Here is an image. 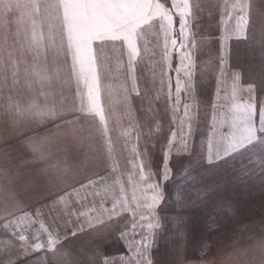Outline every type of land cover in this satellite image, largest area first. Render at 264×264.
<instances>
[{"label":"snow or ice","instance_id":"snow-or-ice-1","mask_svg":"<svg viewBox=\"0 0 264 264\" xmlns=\"http://www.w3.org/2000/svg\"><path fill=\"white\" fill-rule=\"evenodd\" d=\"M217 9L219 49L215 69L209 59L205 72L196 60L206 42L197 37L199 20ZM251 11V0H0V115L11 117L14 127L54 125L50 135L27 141L33 156L25 163L43 164L42 185L18 169H0V264H153L152 250L166 227L164 185L174 166L181 176L197 167L211 172L202 185L205 196L257 182L264 195V101L258 109L257 84L242 83L229 64L233 41L259 45L264 56V32L257 40ZM213 71L212 102L202 104L197 77ZM20 87L29 93L22 99ZM162 98L170 135L154 172L148 149L161 132L155 104ZM134 99L152 124L137 119ZM202 108L210 109V119L201 121ZM124 118L128 127L114 136ZM85 124L94 125L90 147L102 150L104 164L103 174L81 178L50 146L62 135L78 141ZM120 137L126 138L123 154ZM26 199L37 206L29 210ZM46 210L56 213L50 224ZM231 211L225 205L219 216ZM171 223L184 231L182 216ZM114 229L124 251L110 255L96 241ZM86 232L92 239L81 260L65 241ZM252 247L264 255V235Z\"/></svg>","mask_w":264,"mask_h":264},{"label":"rangeland","instance_id":"rangeland-1","mask_svg":"<svg viewBox=\"0 0 264 264\" xmlns=\"http://www.w3.org/2000/svg\"><path fill=\"white\" fill-rule=\"evenodd\" d=\"M223 3V0H220ZM252 11L250 13V29L256 34L257 40L264 32V0H251ZM197 37H205L206 42L196 56V60L201 69L208 71L204 67L205 62L211 59L213 63L209 68L215 69V57L218 54L219 44L217 38L220 35V12L213 10L211 16L201 13L199 20ZM232 58L229 61L230 71H240L244 84L254 82L257 84L256 102L259 109L264 101V89L260 87L262 71H264V56L259 45L248 47L246 42H232ZM198 79L197 96L202 104H210L215 92V72L207 75L200 81ZM145 107L147 105L145 104ZM158 109V116L161 123V132L153 141L155 148L149 146V153L152 158V169L158 172L163 163V145L170 135V113L162 98L155 104ZM136 117L143 122L146 118L149 124L153 121L150 116L141 111L140 103L134 99ZM201 121L210 119V109L199 113ZM128 127V120L124 118L113 133H119ZM50 129H54L53 127ZM49 128H42L34 131L32 136L50 135ZM94 129V125L85 124L80 130L78 141H73L67 136L59 139L53 138L51 151L55 157L61 159L69 166L72 172L77 173L81 178L92 176L97 171L103 174V159L101 151L90 147L93 144L89 140V134ZM47 130V131H46ZM205 128L203 124L196 132V150L199 152L203 142ZM125 137H120V147L123 154V143ZM26 140L28 141L29 138ZM12 142L0 147V169L11 168L19 170L26 180H33L43 184V178L38 169L43 164L25 163L32 160V152L27 146V142ZM174 155L172 160L175 162ZM184 159V157H181ZM239 167V165H237ZM178 168L173 167V179L164 185L165 203L162 218L166 227L160 233L156 245L152 250L153 264H264V255L253 248V244L264 235V195L261 194L258 182L255 187L244 188L243 186L221 187L219 191H213L210 195H202V185L208 183L212 173L205 172L202 167H197L188 176L177 175ZM158 178V176H157ZM71 179V177H69ZM19 191V189H17ZM29 210L36 207L35 203L26 199ZM227 205L232 209L226 216L220 217L222 207ZM77 210L86 211L80 205L74 206ZM51 215L44 217L45 223H51ZM127 215V214H125ZM182 216L184 220V231L178 232L171 223V218ZM218 221L217 227L211 231L209 227ZM63 230L62 228L60 229ZM118 232L113 230L107 234L100 244L101 249L110 255H117L124 251L122 243L117 239ZM0 239H3L0 236ZM92 237L89 233L78 234L76 238H70L65 244L76 254L78 258L84 260L83 255L89 249V241ZM207 246V251L202 254L201 248Z\"/></svg>","mask_w":264,"mask_h":264},{"label":"crops","instance_id":"crops-1","mask_svg":"<svg viewBox=\"0 0 264 264\" xmlns=\"http://www.w3.org/2000/svg\"><path fill=\"white\" fill-rule=\"evenodd\" d=\"M16 95L18 98H24L29 95L27 90L24 87H20L16 90ZM71 119V117H68ZM12 118L6 115H0V147L2 145H6L12 142L21 143V141H25L26 138L33 137L32 134L34 131L39 129L46 128H54V125L51 123H46L42 125H34L31 127H27L25 125H20L18 127H14L11 123ZM23 128V131L20 129ZM47 131V130H46ZM27 142V140H26Z\"/></svg>","mask_w":264,"mask_h":264}]
</instances>
